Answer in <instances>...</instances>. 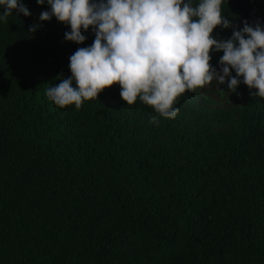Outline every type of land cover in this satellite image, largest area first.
Listing matches in <instances>:
<instances>
[{
    "label": "trees",
    "instance_id": "1",
    "mask_svg": "<svg viewBox=\"0 0 264 264\" xmlns=\"http://www.w3.org/2000/svg\"><path fill=\"white\" fill-rule=\"evenodd\" d=\"M18 2L30 16L0 19V264H264L257 90L213 82L174 119L125 108L119 84L60 108L47 89L72 75L93 26L69 41V24L39 19L47 0ZM222 13L232 27L217 26V40L264 26V0H224ZM210 55L220 71L223 51Z\"/></svg>",
    "mask_w": 264,
    "mask_h": 264
},
{
    "label": "clouds",
    "instance_id": "2",
    "mask_svg": "<svg viewBox=\"0 0 264 264\" xmlns=\"http://www.w3.org/2000/svg\"><path fill=\"white\" fill-rule=\"evenodd\" d=\"M223 2L47 0L51 11L42 12L39 19L48 21L55 16L69 24L67 40L83 43L87 37L82 28L86 31L93 26L95 32L91 46L70 56L72 75L48 88V99L60 108L74 104L80 109L84 101L119 84L125 108L146 104L159 117L174 119L180 111L177 107L203 95L197 93L198 88L227 82L231 92H236L241 77L250 89L257 90L251 95L264 98V26L245 21L243 28L233 29L230 38H213L217 26L232 27L222 13ZM37 3L43 5L45 0ZM0 6L5 9L0 19L5 21L13 9H18L17 15H31L18 0H0ZM213 50L223 51L220 71L210 63ZM158 116L150 117L151 123L158 125Z\"/></svg>",
    "mask_w": 264,
    "mask_h": 264
},
{
    "label": "rangeland",
    "instance_id": "3",
    "mask_svg": "<svg viewBox=\"0 0 264 264\" xmlns=\"http://www.w3.org/2000/svg\"><path fill=\"white\" fill-rule=\"evenodd\" d=\"M208 86V85H207Z\"/></svg>",
    "mask_w": 264,
    "mask_h": 264
}]
</instances>
